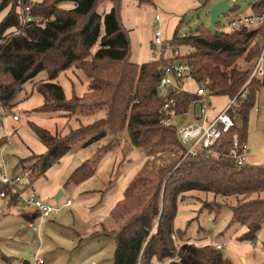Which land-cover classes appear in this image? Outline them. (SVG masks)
<instances>
[{"label":"trees","instance_id":"obj_1","mask_svg":"<svg viewBox=\"0 0 264 264\" xmlns=\"http://www.w3.org/2000/svg\"><path fill=\"white\" fill-rule=\"evenodd\" d=\"M102 1L0 0V12L7 10L0 21V105L12 108L23 85L45 71L46 80L32 83V88L43 97L42 103L32 111L57 112L65 118L103 112V116L85 125L80 123L65 133L50 132L30 123L32 133L44 149L35 152L25 145L22 147L27 153L25 156L7 153L9 162L13 161L8 167L9 173L19 177L24 188L30 189L78 142L87 138L82 145L86 146L108 134L115 136L122 129L133 147L178 148L180 159L173 166L136 174L130 180L125 199L139 196L141 203L135 207L131 201L117 207L122 222L118 228L108 231L115 243L113 262L233 264L214 244L198 243L185 236L192 218L184 228L175 226V218L178 208L185 211L190 203L198 206V211L218 212L225 203H219L217 198L234 197L235 203L229 205L228 224L245 227L236 238L238 241H255L264 225V198L253 195L264 190V163L240 165L229 154L234 132L246 143L249 110L255 104L257 91L264 87V21L254 28L225 26V30L219 29L216 33L202 25L186 36L174 32L164 42L172 47L171 57L161 53L155 60L138 65L129 59V37L119 14L121 0H110L109 11L100 14L96 6ZM139 1L152 3L153 0ZM64 2H71L73 6L62 8ZM208 2L200 3L195 9L205 7ZM25 4H29L31 15L42 18L41 22H29L21 27L20 8ZM238 9L233 4L229 13ZM248 10L251 14H260L264 11V0L251 3ZM216 25L222 26L219 20ZM18 28L21 30L16 34L14 31ZM178 47L188 49L179 53ZM175 51H178L177 58L187 59L193 65L196 81H201L207 90L229 99L241 90L245 92L236 101L234 128L224 133L219 145L210 151L204 149L185 155L187 149L180 142L176 125L167 124L172 122L173 112L177 116L188 111L190 102L196 99L189 92L172 93L163 98L156 89L162 68L173 60ZM260 59V72L251 76ZM71 67L82 71L88 80L81 96L66 97L56 81L60 73ZM169 100L174 105L165 110ZM4 142L0 139V147ZM102 148L82 161L71 172L68 182L80 184L92 177L91 164ZM0 189L6 188L0 186ZM209 194L213 199L207 198ZM7 201L11 206L18 205L15 199ZM27 211L23 209L19 214L36 224L39 214L32 209ZM4 216L0 213V219Z\"/></svg>","mask_w":264,"mask_h":264},{"label":"rangeland","instance_id":"obj_2","mask_svg":"<svg viewBox=\"0 0 264 264\" xmlns=\"http://www.w3.org/2000/svg\"><path fill=\"white\" fill-rule=\"evenodd\" d=\"M168 1L169 3L165 1L162 3L160 0H153L152 3H146L138 2V0H121L120 20L128 33L129 59L132 62L139 65L145 61L155 60L161 53L165 57H171L172 47L166 46L164 42L169 40L174 32L178 36H186L195 32L202 25L212 33H216L219 29L225 30V23L235 15L233 12L227 15L220 14L219 22L223 27L221 25L219 27L218 25H212L209 19V9L217 0H210L205 7H200V9L195 8L206 0ZM225 1L230 7L233 4L238 5L237 13L245 15L248 12V6L256 0ZM72 6L73 3L64 2L62 8ZM110 7L111 1L104 0L96 6V11L104 14L109 11ZM6 11L5 9L0 12V21ZM156 14L159 15L158 21H155ZM156 28L161 31V45L153 43V34ZM96 47L93 48V51ZM187 49V47H178L179 53H185ZM43 79H47L45 71L39 72L33 81H27L16 97L14 106L7 108L12 109L13 114L18 115V120L13 121L8 110L3 123L12 134V148L7 149L6 153H13L20 157L25 156L27 153L22 148L25 145L30 146L35 152L44 149V146L32 133L30 123L40 125L50 132L62 131V133L79 125L76 116L65 118L57 112L32 111L35 106L43 101L42 95L32 88V83ZM56 81L62 87L66 97H71L74 93L81 96L85 92L88 82L83 72L75 67L60 73ZM228 102L229 98L225 95L210 94L205 96V103L214 107L217 111L222 109ZM254 102L255 104L248 114L247 151H250V145L264 141V87L259 89ZM100 116H103V112L96 111L94 114L86 116L83 114L81 116L77 115V118L82 121L81 123L86 121L89 123ZM191 120L189 114L185 116L177 115L172 118L175 125L185 124ZM83 124L85 125L87 122ZM1 134L2 130H0V136ZM117 134L122 136V140L128 143L127 145V143L121 142L119 146L123 154L126 153V150L130 151V157L129 155H124V157L119 155L118 160H115L113 164L112 157L110 158L109 154L107 158L97 156V161L94 163L97 173L95 177L84 181L80 185L71 181L68 182L71 172L84 159L92 156V151L96 152L97 149L94 146L84 151L82 153L83 157L72 153L60 159L44 176L35 182L34 190L39 193L41 199L53 204L57 202L53 196L60 190L62 194L58 197L59 202H65L68 198H72L74 202L64 209L59 216L46 218L43 223L41 220L38 233L28 226V221L24 217H22L23 219L18 217L19 213L17 215L15 212L14 217L11 216L12 213H7L9 216L0 219V226L9 221L23 230L17 232L22 242L21 248L4 247L3 243L8 241L9 236L7 237L6 233L0 234V251L3 255L13 257L12 260L16 263L19 260H27L32 263L31 252L37 251V254H43L47 257L48 264H114L112 255L115 243L112 235L108 234V231L112 230L111 227H108L111 213L113 212L112 218L117 220L116 228H118L122 222L121 213L117 208L119 204H129L132 201L134 202L132 205L136 207L138 203H141L139 196H134L135 199L133 200L125 199L124 193L130 180L136 174H147L156 168L159 169V167L173 166L172 164L177 163L181 155V150L178 148L142 149L133 147L124 129ZM107 136L113 137L109 134ZM111 138L101 151L114 145L115 140H111ZM128 146L131 147L127 149ZM12 163L13 161L9 162V168ZM253 195L264 198V190ZM213 197L211 194L207 196L210 200ZM116 199H122V201L115 206L114 201ZM217 199L219 203H225L222 205L221 211L218 212L198 211V206L193 203H190L184 209L185 211L178 208L175 226L184 228L185 224L192 218V222L186 230V237L198 243H221L223 245L220 250L221 254L229 258L233 264H264V254L262 253L264 249V225L252 244L239 242L236 238L243 232L245 227L228 224L231 215L229 205L235 203V198ZM17 240L14 239V241ZM177 243L179 242L177 241ZM244 258L246 261H244ZM3 260L0 254V262L5 264Z\"/></svg>","mask_w":264,"mask_h":264},{"label":"built area","instance_id":"obj_3","mask_svg":"<svg viewBox=\"0 0 264 264\" xmlns=\"http://www.w3.org/2000/svg\"><path fill=\"white\" fill-rule=\"evenodd\" d=\"M21 27L29 22H41L42 18L30 14L29 4H25L20 8ZM159 20V15H155V21ZM264 21V11L260 14L247 13L246 15L234 16L228 19L224 26L228 29H236L241 27L254 28L262 24ZM21 29L18 28L14 31L16 34ZM153 43L162 44L161 31L159 28L155 29L153 34ZM178 51L173 52V60L162 68V75L156 85V89L161 97L166 98L172 93L177 92H189L196 96V99L190 102L188 111L180 114L182 116L190 115L192 118L188 123L176 125V131L179 135L180 142L186 146L185 155H194L198 150H211L212 147L218 146L220 138L230 129L235 126V105L238 99H242L245 96V92L241 90L232 99L229 100L222 109L215 110L214 107L205 103L206 88H204L201 81H196L194 77V67L187 60L183 58H177ZM175 58V59H174ZM261 59L255 66L251 76L255 72H260ZM173 104L172 100L165 103L164 109L170 108ZM11 113L13 121L18 120V115L13 114V110L3 108L0 105V130L2 134L0 138L5 139L4 144L0 147V186L6 189H0V198L2 199H15L17 204L27 209H32L39 214V219L36 224L29 223V226L38 230L40 221L46 217L54 214H59L64 207L70 205L73 200L68 198L63 205H50L44 199H41L31 189H26L20 182V178L12 176L8 169V154L6 150L12 148L11 132L5 127L3 123L5 116ZM175 116V113H172ZM172 116V117H173ZM179 116V115H178ZM173 124V122H167V124ZM230 157L238 164H243L246 159L247 147L246 143H243L239 139L238 133L233 134L232 142L229 150ZM9 189V191L7 190ZM217 249H221V245H215ZM264 254V249L262 250ZM33 262L21 263V264H47L46 260L38 254L32 256Z\"/></svg>","mask_w":264,"mask_h":264},{"label":"crops","instance_id":"obj_4","mask_svg":"<svg viewBox=\"0 0 264 264\" xmlns=\"http://www.w3.org/2000/svg\"><path fill=\"white\" fill-rule=\"evenodd\" d=\"M162 3H163V1H165V2H168L169 3V1L168 0H160ZM173 2H176L177 0H172ZM180 2H185L186 0H179ZM210 1V0H209ZM217 1H219V0H217ZM209 3V2H208ZM198 7V6H197ZM171 8V7H170ZM248 8H249V6H248ZM238 11V10H237ZM250 11L248 10V12L247 13H249ZM235 15L234 16H240L241 14L240 13H237V12H235L234 13ZM246 15V14H245ZM233 16V17H234ZM263 88V87H262ZM259 91V90H258ZM258 91H257V93H258ZM257 93H256V97H257ZM75 94V93H74ZM72 96V95H71ZM256 99V98H255ZM230 100V99H229ZM76 121L77 122H79V125H80V123L82 122V121H79V119L77 118V116H76ZM87 122V124H88V121H86ZM86 122H83V123H86ZM90 123V122H89ZM78 125V126H79ZM77 126V127H78ZM74 128H76V127H74ZM114 137V138H113ZM112 138L111 137H109V136H107L106 135V137H104V138H102V139H99V140H97V142H93V143H91V144H89V145H86V146H82L83 145V142H85V140L87 139H83L82 141H80V142H78L77 144H75L74 145V147H73V149L72 150H70L69 151V153H67V155H69V154H72V153H75V155H82V153H84V151H87L88 149H90L91 147H94V146H96V149L98 150L99 148H101V147H103V146H105L109 141H110V138H111V140L112 139H114L115 141H114V145L111 147V148H108L107 150H102L101 151V149L99 150V152L97 153V156L98 157H103V158H107V155L109 154V157L113 160V164H114V161L115 160H118V158H119V155H121V156H123L124 157V155L125 156H128L129 154H130V151H128V150H126V153H124L123 154V151L121 150V147L119 146L120 144H121V142H123L124 144L125 143H127L126 141H123L122 140V136H120V135H118V134H116L115 136H113ZM117 141V142H116ZM246 143H247V141H246ZM127 145H128V143H127ZM251 147H250V151H247V154H246V159H245V162L247 163V164H256V165H260V164H263L264 163V141H260V142H257V143H254V144H252V145H250ZM131 146H128V148L127 149H129ZM97 150H96V152H97ZM92 151V150H91ZM140 151V150H139ZM96 152H94V151H92V156L96 153ZM103 154V155H102ZM67 155H65L64 157H66ZM92 156H90L89 158H91ZM96 156V157H97ZM64 157H62L61 159H63ZM82 157H83V155H82ZM94 158V160H93V162H92V167H93V169H94V175L92 176V177H90V178H88V179H86V180H89V179H91V178H93V177H95L96 176V167H94V163H95V161H97V158ZM129 157H130V155H129ZM89 158H87V159H89ZM83 159V158H82ZM84 160H86V159H84ZM83 160V161H84ZM130 160V159H129ZM60 161V160H59ZM58 161V162H59ZM57 162V163H58ZM112 164V165H113ZM53 166V165H52ZM51 169V168H50ZM49 169V170H50ZM48 170V171H49ZM47 171V172H48ZM39 179V178H38ZM37 179V180H38ZM86 180H83V182L84 181H86ZM83 182L82 183H80V184H83ZM35 186H36V184H35V182L33 183ZM79 184V185H80ZM34 185L30 188L32 191H34L36 194H38L39 195V193L38 192H36L35 190H34ZM59 199V198H58ZM58 199H55V200H57V202H54L53 204L52 203H49L48 201H46L47 203H49L50 205H63L65 202H59L58 201ZM1 201H0V213L3 215H6V216H9L8 214L10 213H12L11 214V216L16 212V214L18 215V213L21 211V210H23V209H26V210H28L27 212H29V209H27V208H22L21 206H19V205H16V206H14V205H9V203H8V201H6L5 199H0ZM66 201V200H65ZM122 201V199H116L115 201H114V205L116 206L118 203H120ZM74 202H72L70 205H68L67 207H64L63 209H62V211L64 210V209H66V208H68L69 206H71L72 204H73ZM62 211L59 213V214H52L51 216H49V217H46V218H50V217H53V216H55V217H57V216H59L60 214H62ZM8 213V214H7ZM113 212L111 213V216H110V218H111V220H108V227H111V229H115L116 228V226H117V220L116 219H113L112 217H113ZM5 217V216H4ZM13 217H14V215H13ZM18 217H24V216H22V215H19ZM46 218H44V219H46ZM23 219V218H22ZM44 219H42V223H43V221H45ZM27 221V220H26ZM47 221V220H46ZM41 222V221H40ZM48 222V221H47ZM29 221H28V226H29ZM18 227V225H16V224H14V223H10L9 221L8 222H5V223H3L1 226H0V234L1 233H6V236L8 237V241L6 242V243H3V245H4V247H11V248H14V247H17V248H21L22 247V242L20 241L21 239H19V235H17V232H21V231H23V230H21L20 228H17ZM30 227V226H29ZM244 230H245V228H244ZM243 230V231H244ZM35 231H37V233L39 232V228H38V230H35ZM9 232V233H8ZM18 239L17 241H14V239ZM0 239H1V235H0ZM24 239V238H23ZM22 239V240H23ZM240 242V241H239ZM252 242H254V241H252ZM252 242H251V244H252ZM210 243H212V242H210ZM242 243H250V242H242ZM212 244H214V245H216V244H219V245H221V249H222V247H223V245L221 244V243H219V242H217V243H212ZM0 254H1V256L3 257V261L5 262V264H21V263H28L29 261H27V260H19L17 263L16 262H13V257H11V256H5V255H3V253L0 251ZM34 254H37V251L36 252H31V257L34 255ZM38 255H41L45 260H46V262H47V257L46 256H44L43 254H38ZM15 261H17V260H15ZM244 261H246L245 260V258H244ZM1 264H2V262H0ZM48 264V263H47Z\"/></svg>","mask_w":264,"mask_h":264},{"label":"water","instance_id":"obj_5","mask_svg":"<svg viewBox=\"0 0 264 264\" xmlns=\"http://www.w3.org/2000/svg\"><path fill=\"white\" fill-rule=\"evenodd\" d=\"M231 10V7L228 6V4L226 3L225 0H219L216 1L214 4L211 5L210 9H209V19H210V23L212 25H216V23L219 20V16L220 14H226L229 13ZM206 94L210 95V94H214L212 91L206 90ZM62 194V191H58L53 198L54 199H58V197Z\"/></svg>","mask_w":264,"mask_h":264}]
</instances>
